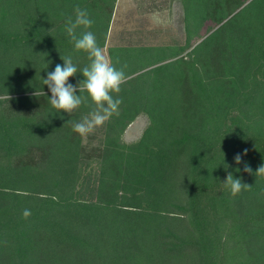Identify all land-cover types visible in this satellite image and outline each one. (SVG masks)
<instances>
[{"label":"trees","instance_id":"1","mask_svg":"<svg viewBox=\"0 0 264 264\" xmlns=\"http://www.w3.org/2000/svg\"><path fill=\"white\" fill-rule=\"evenodd\" d=\"M184 1L216 28L186 54L190 39L112 47L113 64L126 66L123 102L89 138L73 123L90 101L70 116L51 106L50 91L0 99V264H221L232 240L247 264H264V206L237 202L219 232L203 195L226 165L234 179L251 176L255 190L264 188L255 175L264 164V0ZM115 3L0 0V75L16 69L48 89L42 79L67 56L80 73L89 61L66 19L76 5L87 9L103 46ZM142 112L149 126L124 143L123 130ZM19 179L36 182L28 189Z\"/></svg>","mask_w":264,"mask_h":264},{"label":"rangeland","instance_id":"2","mask_svg":"<svg viewBox=\"0 0 264 264\" xmlns=\"http://www.w3.org/2000/svg\"><path fill=\"white\" fill-rule=\"evenodd\" d=\"M188 18H191L189 22ZM215 28L212 21L205 22L204 20L202 23L199 16L190 13L184 0H116L106 40L101 47L110 58V49L115 46H152L162 49L176 44H184L190 39L192 46L185 52L186 54ZM83 79L82 74L77 73L76 79L70 77L68 82L75 86ZM252 83L254 84V82ZM252 83L248 86V90L253 87ZM39 88L41 87L37 84H29L16 69L0 75L1 100L6 99L8 95L12 98L33 94L37 91H50L49 89L36 90ZM7 104L6 106H8ZM150 121L147 113L142 112L137 115L123 130L122 141L128 144L137 142L149 126ZM102 127H98L92 134H96ZM6 161L0 157V164L6 163ZM226 167L223 166L210 177L211 180L203 193L209 201V205L206 202L205 206L208 217L216 227L220 228L219 232H222L224 225L232 223L233 220L229 217V212L239 208L237 202L247 200L246 204L254 208L264 206V188L261 191L255 190L253 188L255 181L251 176L242 175L236 178L251 187L243 189L236 196L230 194L223 183L230 172L228 171L229 165ZM36 170L34 168L28 170L30 172L25 173L23 177L30 179L31 174L35 175ZM21 182V186L32 189L36 181ZM31 193L35 194L33 190ZM223 235V237L226 236V234ZM239 248L241 247L237 242L232 240V243L223 250L222 258H220L221 264H247L248 258L240 256L242 254L239 253Z\"/></svg>","mask_w":264,"mask_h":264},{"label":"clouds","instance_id":"3","mask_svg":"<svg viewBox=\"0 0 264 264\" xmlns=\"http://www.w3.org/2000/svg\"><path fill=\"white\" fill-rule=\"evenodd\" d=\"M74 15V19L71 16L66 19L65 31L73 42L75 50L87 54L89 63L79 70L84 79L75 86L68 82L70 77L78 73V67L73 63L71 56L61 57L63 65L57 64L54 71L48 72L46 79H41L51 92L49 99L51 106L58 112L63 111L71 116L82 105L91 102L92 110L88 115L79 122L73 123V131L81 137H86L98 127L103 126L113 115L118 114L123 102L118 94L121 92L122 85L127 82V75L124 70L126 66L117 68L98 44L95 34L89 30L94 21L90 18L87 9L76 5ZM78 29L83 31L78 33ZM42 94L45 95L44 92ZM6 99L9 101L11 97L8 95ZM234 159L236 164L241 163L240 154H237ZM244 171L252 173L251 167L247 164ZM255 175L256 177L264 176V164L257 168ZM223 183L232 196L251 187L242 183L241 179H234L231 172ZM30 214V210L25 209L23 217L27 219Z\"/></svg>","mask_w":264,"mask_h":264}]
</instances>
